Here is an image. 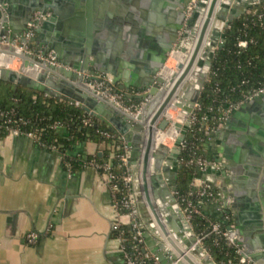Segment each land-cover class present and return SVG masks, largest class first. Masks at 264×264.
<instances>
[{"label":"water","instance_id":"1","mask_svg":"<svg viewBox=\"0 0 264 264\" xmlns=\"http://www.w3.org/2000/svg\"><path fill=\"white\" fill-rule=\"evenodd\" d=\"M262 1L0 0V53L21 60L16 68L0 64V79L68 100L122 136L130 147L128 165L145 249L162 264H218L198 244L173 193L181 166L180 143L223 29ZM116 4L117 15L112 12ZM36 10L44 17L24 50L23 32ZM192 41L185 62L178 60L164 76L161 70L170 52L186 53ZM47 50H52L58 64L36 55ZM26 68L34 69L28 73ZM81 73L87 78L109 73L124 97L137 99L135 114L84 86ZM173 97L186 110L182 123L171 121L165 113ZM263 99L264 90L242 101L233 116L252 105L257 109ZM251 123L257 128L245 134L239 155L226 146L217 151L206 169L213 175L206 179L219 190L224 206L236 209L237 220L246 218L245 228L238 221L233 227L226 225L230 234L239 235L243 256L264 264V112L256 111ZM170 124L179 130L173 144L155 145L156 132Z\"/></svg>","mask_w":264,"mask_h":264},{"label":"crops","instance_id":"2","mask_svg":"<svg viewBox=\"0 0 264 264\" xmlns=\"http://www.w3.org/2000/svg\"><path fill=\"white\" fill-rule=\"evenodd\" d=\"M113 7L112 12L118 13V5ZM1 58L8 57L0 54ZM17 64L12 59L9 66L16 68ZM166 65L170 74L172 66L169 62ZM239 105L210 135L205 155L212 161L224 146L239 155L245 134L257 128L251 119L256 111L264 112V99L257 109L252 105L233 116ZM165 109L168 114L171 107ZM259 124H263L260 119ZM103 146L102 142L85 140L76 143L69 153L101 152ZM206 169L205 179L213 175ZM224 205L218 198L208 200L201 212L219 218L228 210V224L233 227L238 221L245 228L246 218L237 220L236 209ZM115 220L128 223L129 219L125 214H115L109 186L97 169L87 165L68 173L57 150L39 146L22 133L0 136V264H124L117 249L118 239L110 235ZM31 230L39 236L29 244L24 236Z\"/></svg>","mask_w":264,"mask_h":264},{"label":"trees","instance_id":"3","mask_svg":"<svg viewBox=\"0 0 264 264\" xmlns=\"http://www.w3.org/2000/svg\"><path fill=\"white\" fill-rule=\"evenodd\" d=\"M241 38L247 40L246 46L238 45ZM262 84L264 1L253 4L232 18L222 31V42L214 51L208 77L197 99L199 107L194 110L197 119L191 122L184 137V145L180 149L181 166L176 178V190L179 194L187 193L192 188V177L199 174L194 165L186 163V159L193 151L196 154H205L208 141L205 140L207 135L204 134V126L211 124L212 115L217 113V108L225 107L227 102L241 100L250 88ZM114 86L116 87V84ZM123 101L134 104L138 102L137 99L126 97ZM0 109L10 111L8 121L4 122L7 117L0 118V136L9 133L11 127H17L21 133L31 132L36 144L61 153L60 160L65 169L69 163L71 172H74L84 167V162L93 157L97 161H109L110 170L114 173L125 172L123 165H118L117 156L124 149L123 139L93 115H89V121H84L87 111L80 106L52 95H44L37 89L0 79ZM205 114H208L206 119H199ZM103 130H108L111 135L103 134ZM85 140L102 142L104 146L101 152L69 153L76 143ZM117 185L119 189L116 191V197L119 199L124 195L126 187L121 180ZM191 197L201 210L204 203L202 199L196 195ZM209 220L219 221L225 229L231 221L230 213L225 219L224 213L216 218L208 217L201 211L196 212L191 218V224L195 232L203 234L201 242L218 264H239L240 255L236 251V245L227 244L221 234L209 232ZM110 235L123 236L127 248L134 242L128 223L112 225Z\"/></svg>","mask_w":264,"mask_h":264},{"label":"built area","instance_id":"4","mask_svg":"<svg viewBox=\"0 0 264 264\" xmlns=\"http://www.w3.org/2000/svg\"><path fill=\"white\" fill-rule=\"evenodd\" d=\"M44 17L43 14H41L40 11H34L32 14L31 21L28 22L27 28L24 30L23 35L26 39V41L23 43V49L28 50V42L32 35L35 33V26L38 22L41 21V19ZM222 42V39L220 43ZM247 40L245 38H241L238 40V45L240 46H246ZM19 49V48H17ZM216 49V48H215ZM36 55L42 59L43 61H47L50 63L58 64V60L55 58L52 50H47L45 53L36 52ZM21 61V60H20ZM84 77V80H82V84L88 88H91L95 91V94L101 97L104 100L115 102L121 109L130 112L132 114H135L137 108L136 104L134 103H126L123 101L124 98V90L115 87V83L112 81V76L109 73H99L95 75V77L87 78V74H82ZM264 90V84L252 87L247 93L243 94V98L237 102H227L225 107L217 108V113H214L212 115V122L211 124H206L204 126V134L207 135L205 137V140H209L210 135L223 123V121L226 119V117L229 115L230 111L236 107L238 104H240L242 101L246 100L247 98H250L259 92ZM196 107H199L198 102L196 101L194 105L193 111L190 113L189 117V125L187 130L190 127V124L192 121L196 120L197 117L194 114V110ZM10 113L9 110H3L0 109V118L1 117H7L4 119L5 121L9 120L8 114ZM89 115H91L89 112H87V115L84 117V121H89ZM208 115V114H207ZM207 115H202L199 119H206ZM7 126V125H6ZM114 132V131H113ZM9 133L14 134H21L20 130L17 127H11L9 128ZM103 134L110 136L111 133L108 130H103ZM121 139L122 136L115 132ZM26 134L33 138V134L31 132L22 133ZM125 142V140L123 139ZM184 145V139L180 143V149ZM123 151L118 153L117 156L119 158L118 165H123L125 172L121 174L114 173L110 170V162L109 161H97L93 157L88 159L84 162L85 166L90 165L97 169L102 175H104L105 180L109 186L110 194H111V201L112 206L114 209V212L116 215L119 214H125L128 217V224L130 227L131 237L133 238L134 242L127 246L124 243V237L119 235L116 237L118 239V251L120 253L121 259L124 264H162L158 257L151 252L148 249H145V243L142 235V230L140 228L139 224V218L137 214L136 209V191L133 186V175L129 171V165H128V156H129V145L125 142L123 145ZM59 152V151H58ZM60 158H61V153ZM186 163L190 165H194L199 174L192 177L190 185L192 186L191 189L187 191V193L179 194L177 190L175 189L173 191L175 198L180 205L185 217L188 219L189 223L191 224V218L193 217V214L196 212H200V207L194 203L193 198L191 195H196L197 197H200L202 199V202L208 201V200H214L217 199L219 196V190L214 187L211 182L205 178H203V172L206 169V167L213 163V161L208 158L205 154L202 153H195L194 151L189 155V157L186 159ZM66 170L68 173L71 172L70 170V164L67 163ZM121 180L123 185L126 187L124 195L120 197L119 199L116 197V191L119 189L117 183ZM141 194V192H140ZM229 211L224 210V218H228ZM118 223H122L118 220H115L113 222V226L117 225ZM192 226V224H191ZM209 226V232H215L218 234H221L225 237V240L227 244H234L236 245V251L240 255V263L239 264H257L253 262L250 258L243 256V249L240 243H238L237 239L239 238L238 234H230L227 227L224 229L221 227V224L217 220H209L208 222ZM193 229V227H192ZM194 230V229H193ZM194 233L197 236V241L201 239L203 234L197 233L194 231ZM24 240L26 243L32 244L35 243L38 240V233L34 230L28 231L25 236ZM143 243V244H142ZM204 249L207 251L206 247L202 244ZM171 264H174L172 262Z\"/></svg>","mask_w":264,"mask_h":264},{"label":"bare ground","instance_id":"5","mask_svg":"<svg viewBox=\"0 0 264 264\" xmlns=\"http://www.w3.org/2000/svg\"><path fill=\"white\" fill-rule=\"evenodd\" d=\"M195 38V37H194ZM193 42L194 41H192V43H191V45H190V47H189V50H188V52H186V53H182V52H180V51H178V50H172L171 52H170V54L168 55V57H167V59H166V61H165V64H164V67L162 68V70H161V73L164 75V76H168L169 74L167 73V70H165V69H167V65H166V62H168V60L169 59H171V60H173L174 61V66H172V67H170L171 68V71L175 68V64H176V62H177V60H175V57H176V59H177V57H180V59L181 60H183V62H185V60L188 58V56H189V53H190V50H191V48H192V45H193ZM200 53V52H199ZM0 54H2V53H0ZM178 54V56H176ZM4 55V54H3ZM6 56V55H5ZM8 58L5 60V59H0V64H7V65H9L10 64V60H12V59H15L16 60V62L20 65V58L19 57H9V56H7ZM180 59H178V60H180ZM34 69V68H33ZM33 69H31V68H26V71L28 72V73H31L32 71H33ZM165 70V71H164ZM170 71V72H171ZM168 74V75H167ZM176 98H172L171 100H170V102H169V104L167 105V107H171V109H174V108H177L178 109V112H177V114H176V110L174 109L173 110V112L171 113V114H167L166 112V114H167V116L171 119V121H173V122H178V123H182L185 119H186V110H183L182 108H181V106H178V105H176ZM165 111H166V109H165ZM179 134V130L178 129H176L175 127H174V125H172V124H170L165 130H163V131H157L156 132V134H155V141H154V143H155V145H158V144H160V143H165L164 142V140H174L175 139V137L177 136ZM189 254V253H188ZM193 259H194V261L195 262H197V263H199V260H198V258L197 257H195V256H192L191 255V253L189 254Z\"/></svg>","mask_w":264,"mask_h":264},{"label":"rangeland","instance_id":"6","mask_svg":"<svg viewBox=\"0 0 264 264\" xmlns=\"http://www.w3.org/2000/svg\"><path fill=\"white\" fill-rule=\"evenodd\" d=\"M168 62H169V64H171V66H174V61H173V60L169 59ZM16 66H18V64H17ZM207 77H208V75H207ZM206 79H207V78H206ZM141 105H142V104H141ZM174 109L176 110V112H178V109H177V108H174ZM174 109H170V110L168 111V114H171V113L173 112ZM173 141H174V140H172V139H171V140H170V139H169V140L167 139L165 144L168 145V147H169V146H171V145L173 144ZM198 244L202 245L201 239L198 241ZM207 252L209 253L208 250H207ZM210 256H211V255H210Z\"/></svg>","mask_w":264,"mask_h":264},{"label":"flooded vegetation","instance_id":"7","mask_svg":"<svg viewBox=\"0 0 264 264\" xmlns=\"http://www.w3.org/2000/svg\"><path fill=\"white\" fill-rule=\"evenodd\" d=\"M178 1L181 2V3L185 2V0H178Z\"/></svg>","mask_w":264,"mask_h":264}]
</instances>
